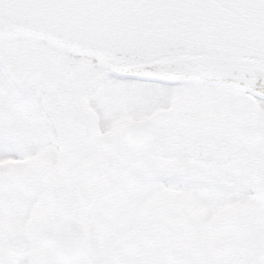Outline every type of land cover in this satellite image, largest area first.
<instances>
[{
    "label": "snow or ice",
    "instance_id": "6c2138e0",
    "mask_svg": "<svg viewBox=\"0 0 264 264\" xmlns=\"http://www.w3.org/2000/svg\"><path fill=\"white\" fill-rule=\"evenodd\" d=\"M0 264H264V0H0Z\"/></svg>",
    "mask_w": 264,
    "mask_h": 264
}]
</instances>
